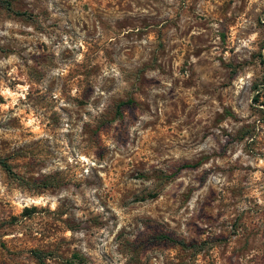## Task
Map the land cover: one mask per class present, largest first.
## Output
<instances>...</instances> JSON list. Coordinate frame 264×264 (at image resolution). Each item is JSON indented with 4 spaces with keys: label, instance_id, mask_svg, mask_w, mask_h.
I'll list each match as a JSON object with an SVG mask.
<instances>
[{
    "label": "rangeland",
    "instance_id": "1",
    "mask_svg": "<svg viewBox=\"0 0 264 264\" xmlns=\"http://www.w3.org/2000/svg\"><path fill=\"white\" fill-rule=\"evenodd\" d=\"M8 1L0 264H264V0Z\"/></svg>",
    "mask_w": 264,
    "mask_h": 264
},
{
    "label": "trees",
    "instance_id": "2",
    "mask_svg": "<svg viewBox=\"0 0 264 264\" xmlns=\"http://www.w3.org/2000/svg\"><path fill=\"white\" fill-rule=\"evenodd\" d=\"M0 7L4 8L7 11H12L11 4H10V2L8 0L0 1ZM15 14L20 15L17 12H15ZM254 101L256 102L257 99L254 98ZM262 105L264 107V104H262ZM262 112L264 113V108H263ZM0 166L9 175L12 174L9 164L4 159L0 158ZM159 239L166 240V241H169V242L179 243L181 246L186 247V245L184 243L172 240L171 238H169L167 236H161V237H159ZM30 253H31L32 257L37 261L38 264H45L44 260H45V257H47V254H45V252H43L42 250L33 249V250H31Z\"/></svg>",
    "mask_w": 264,
    "mask_h": 264
}]
</instances>
